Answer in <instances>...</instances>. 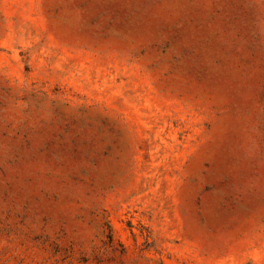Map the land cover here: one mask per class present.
Masks as SVG:
<instances>
[{
	"label": "rangeland",
	"instance_id": "374dc122",
	"mask_svg": "<svg viewBox=\"0 0 264 264\" xmlns=\"http://www.w3.org/2000/svg\"><path fill=\"white\" fill-rule=\"evenodd\" d=\"M0 264H264V0H0Z\"/></svg>",
	"mask_w": 264,
	"mask_h": 264
}]
</instances>
